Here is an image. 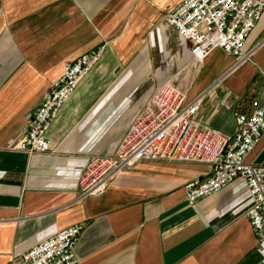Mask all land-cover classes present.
Here are the masks:
<instances>
[{
	"label": "crops",
	"instance_id": "0c3cea01",
	"mask_svg": "<svg viewBox=\"0 0 264 264\" xmlns=\"http://www.w3.org/2000/svg\"><path fill=\"white\" fill-rule=\"evenodd\" d=\"M182 0H0V264L77 224L79 264H257L236 180L189 206L184 186L209 176L200 164L142 162L104 196L79 201L92 155L112 153L166 82L201 99L198 118L233 135L236 117L264 103V14L247 39L251 62L219 50L196 62L166 21ZM103 48L47 133L52 152L18 151L28 120L64 65ZM264 164V138L249 155Z\"/></svg>",
	"mask_w": 264,
	"mask_h": 264
},
{
	"label": "built area",
	"instance_id": "2783aa9c",
	"mask_svg": "<svg viewBox=\"0 0 264 264\" xmlns=\"http://www.w3.org/2000/svg\"><path fill=\"white\" fill-rule=\"evenodd\" d=\"M263 14L264 0H182L166 21L179 38L191 44L196 62H203L219 50L236 58L238 67L253 59L254 51H245V46ZM103 51L93 50L64 65L63 75L51 83L30 116L18 151L28 155L53 151L47 133ZM259 76L264 87V68ZM201 99L188 101L187 93L170 82L159 86L117 148L109 154L89 157L79 182V201L104 196L116 178L142 162L206 165L210 168L208 177L184 186L186 203L195 206L234 181L243 180L252 199L246 217L257 239V264H264V164L247 162L264 138V103L250 114H238L237 132L226 135L199 120ZM84 230V224L69 227L12 264H79L76 249Z\"/></svg>",
	"mask_w": 264,
	"mask_h": 264
}]
</instances>
